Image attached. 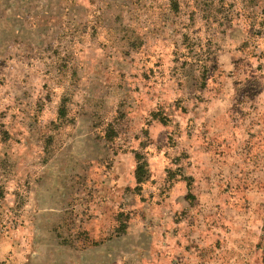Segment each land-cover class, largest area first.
<instances>
[{
  "label": "rangeland",
  "instance_id": "374dc122",
  "mask_svg": "<svg viewBox=\"0 0 264 264\" xmlns=\"http://www.w3.org/2000/svg\"><path fill=\"white\" fill-rule=\"evenodd\" d=\"M0 264H264V0H0Z\"/></svg>",
  "mask_w": 264,
  "mask_h": 264
},
{
  "label": "trees",
  "instance_id": "16d2710c",
  "mask_svg": "<svg viewBox=\"0 0 264 264\" xmlns=\"http://www.w3.org/2000/svg\"><path fill=\"white\" fill-rule=\"evenodd\" d=\"M249 3H254L255 0H246ZM137 164L134 171V177L136 179V183L138 186L143 183L147 179V173H148V164L146 161L140 159L141 156L139 154H135Z\"/></svg>",
  "mask_w": 264,
  "mask_h": 264
}]
</instances>
